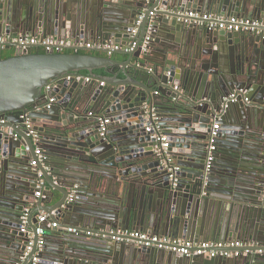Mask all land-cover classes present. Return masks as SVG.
<instances>
[{
    "label": "water",
    "instance_id": "95a60500",
    "mask_svg": "<svg viewBox=\"0 0 264 264\" xmlns=\"http://www.w3.org/2000/svg\"><path fill=\"white\" fill-rule=\"evenodd\" d=\"M189 11L264 21V0H152L146 7L141 0H0V33L111 41L127 57L117 62L79 52L104 50L79 47L0 58V126L7 128L0 132V264H30L36 246L26 252V245L29 233L37 239L41 212L92 235L46 229L37 264H264L253 253L264 250V33L177 20ZM131 39L135 47L125 50ZM100 67H110L103 80L88 76L104 84L85 83L79 72ZM239 89L251 102L222 109V98ZM22 112H29L37 143L26 135ZM152 112L169 140L166 153L154 151V133L146 130ZM215 122L206 172L205 133ZM38 146L43 159L32 168ZM38 171L44 187L35 199ZM53 189L60 198L50 205ZM32 202L29 232H22L20 217ZM111 229L253 245L235 257H187L117 241Z\"/></svg>",
    "mask_w": 264,
    "mask_h": 264
},
{
    "label": "built area",
    "instance_id": "2783aa9c",
    "mask_svg": "<svg viewBox=\"0 0 264 264\" xmlns=\"http://www.w3.org/2000/svg\"><path fill=\"white\" fill-rule=\"evenodd\" d=\"M150 17H152V12L149 13ZM142 15H140L135 23V26L132 29V35H136L138 32V25L140 24ZM182 20L185 23L189 24H196L200 26L207 27L209 29H215V30H225L229 32L234 31H241V32H249V33H255V34H262L264 33V21L257 20V19H251L246 17H238V16H226L221 14H214V13H198V12H184ZM152 31V21L150 19L147 27H146V34L145 37L141 43V49L145 50L146 45L150 39V33ZM13 49L14 54H23L26 52L27 49H31L33 52L35 50H41L42 52H65L68 49L71 50H77L79 47H86L88 49L96 48L99 50H104L108 54L111 52H114L118 50L120 47L111 42L107 41L104 44L102 43H93L90 41H78L73 40L70 37L67 36H38V35H32V34H18V35H12V34H5L0 33V51L5 50L6 46H9ZM135 47V42L133 39H131L128 46L124 47L125 50H133ZM39 52V51H37ZM72 77L75 79H79V76H67V80H71ZM84 81L87 83H90L93 81L92 77L85 76ZM97 81V80H96ZM98 84L103 85V81H97ZM177 88V87H175ZM264 100V97H263ZM53 99L50 98L49 102H52ZM236 102H243L245 104H249L251 102V99L248 96L246 89H239L236 91L231 92L227 96H224L221 100V107L222 109L226 108L230 103H236ZM48 106V104H47ZM19 117L23 119V124L25 125L26 129V135L30 136L33 142L39 141V133L37 130L33 127L32 120L29 116V112H22ZM152 119L153 121L149 123V125L146 127V130L153 131L152 138H155V145H154V151L156 153H160L161 151L166 153L169 146V140L167 139L166 135L163 134V132L160 129V126L158 124V117L156 113L152 112ZM109 122V118H100L99 119V126L101 134L105 132L106 125ZM5 119H0V124H4ZM220 129V124L215 122L212 124L210 133H209V141H208V154L205 161V171L208 172L210 170V167L212 165V162L214 160V151L216 149L215 144V138L218 134V131ZM7 128L0 126V132L6 131ZM14 138H17V134H13ZM35 156L33 159L30 160V166L32 168H35L38 161H41L43 159L42 155V149L41 147H36ZM177 168V167H176ZM38 174V180H37V186L34 191L33 197L35 199H38L43 196V187H44V181L41 176L40 171L37 172ZM78 185L75 184L70 189L69 194L67 196V201L71 202L74 200L75 195L78 191ZM34 202L26 206L23 210V213L20 217L21 224H20V230L22 232L28 233V214L30 211V208ZM57 228L59 230L73 233L75 235L84 234V235H92V232L90 230H82L78 229L73 226H60L58 222L54 219H49L48 215L46 213H40L37 218V225L35 227V234H36V240H33V234L29 233L30 240L28 244L26 245V252H29L32 247L36 246V252L34 256L30 260V264H37L38 257L37 254L39 251L42 250V247L44 245V235L46 233V229H54ZM109 235H111L112 238H114L117 241H135L141 245L147 246V247H156V248H166L175 251L180 256H206L208 258H214V257H230V256H238L240 254V250L242 248H248L252 246L253 244H247L240 241H233L230 243H227L225 245L218 244L211 241H198L195 242L189 238L186 237H171V236H164L154 233H148L146 231H140V230H110ZM248 251L245 250L243 253H247ZM253 253L255 255L262 256L264 255V250L262 247H257L254 249Z\"/></svg>",
    "mask_w": 264,
    "mask_h": 264
},
{
    "label": "crops",
    "instance_id": "0c3cea01",
    "mask_svg": "<svg viewBox=\"0 0 264 264\" xmlns=\"http://www.w3.org/2000/svg\"><path fill=\"white\" fill-rule=\"evenodd\" d=\"M116 1V0H115ZM50 36H52V35H50ZM90 42H93L92 40H90ZM94 43V42H93ZM96 44V43H95ZM97 48V47H96ZM13 50V49H12ZM93 53H94V55H99V56H103V57H109V58H113V59H115L117 62H123V61H125L126 60V55H124V54H121V53H115V52H111L110 54H108L106 51H92ZM100 68H102L105 72H106V74L105 75H108V73H107V71H106V69H109L110 67H100ZM122 67H121V65L120 64H118L117 65V69L118 70H120ZM98 69V68H97ZM88 72V71H87ZM105 75H104V77H105ZM104 77H99V78H102V80H103V78ZM120 77H122V76H120ZM85 82V81H84ZM92 82H95V83H97V81L96 80H93ZM92 82H90V83H92ZM86 83V82H85ZM98 84V83H97ZM99 85V84H98ZM38 147H40V146H38ZM53 192H54V197H53V199L51 200V203H50V205H53V204H55L58 200H59V198H60V194H59V192L58 191H56V190H54L53 189ZM41 213H45V212H41ZM111 230H114V231H117V230H119V229H111ZM129 231H132L131 229H129ZM122 241H125V240H122ZM248 244V243H247ZM250 244V243H249ZM259 247V246H258ZM244 254V253H243ZM240 255V254H239ZM238 255V256H239ZM244 255H246V253L244 254ZM230 257H235V256H230ZM261 257H264V255H262Z\"/></svg>",
    "mask_w": 264,
    "mask_h": 264
},
{
    "label": "trees",
    "instance_id": "16d2710c",
    "mask_svg": "<svg viewBox=\"0 0 264 264\" xmlns=\"http://www.w3.org/2000/svg\"><path fill=\"white\" fill-rule=\"evenodd\" d=\"M37 51L42 52L41 50H35V52ZM65 52H68V51H65ZM79 52L85 53V54H94L92 51H79ZM12 55H14L13 50H1L0 52V58H8ZM80 72L84 73L86 76L93 74L96 77H104V75L106 74V72L102 68L94 69L91 73L87 72L86 70H82Z\"/></svg>",
    "mask_w": 264,
    "mask_h": 264
},
{
    "label": "flooded vegetation",
    "instance_id": "af4514ba",
    "mask_svg": "<svg viewBox=\"0 0 264 264\" xmlns=\"http://www.w3.org/2000/svg\"><path fill=\"white\" fill-rule=\"evenodd\" d=\"M141 1H143L144 2V7H146L147 6V4H151V1L152 0H141ZM183 15H184V12L183 13H179V17H178V19L177 20H180V21H182V22H184L183 20H182V18H183ZM189 24V23H188ZM64 36H67V37H70L71 39H73V40H78V41H82V42H84L83 40H80V39H74L73 37H71L70 35H64ZM149 41H150V39H149ZM148 41V42H149ZM6 50V49H5ZM8 50H12V48H9ZM66 51H68V52H75V50H71V49H68V50H66ZM83 51V50H82ZM85 51V50H84ZM1 52V51H0ZM151 69H152V65L150 64L149 65V67L147 68V70L148 71H151ZM82 71V70H81ZM80 74H84V73H82V72H79ZM85 75V74H84ZM220 106H221V101H220ZM209 133H210V131H207L206 133H205V143H206V149H205V151H206V157H207V154H208V149H207V147H208V141H209ZM170 161H172V159H170ZM212 167V166H211Z\"/></svg>",
    "mask_w": 264,
    "mask_h": 264
}]
</instances>
